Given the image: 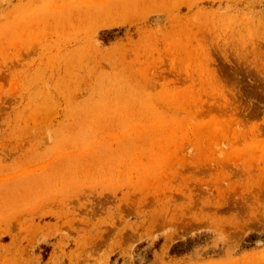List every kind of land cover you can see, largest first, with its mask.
Listing matches in <instances>:
<instances>
[{"label": "rangeland", "instance_id": "obj_1", "mask_svg": "<svg viewBox=\"0 0 264 264\" xmlns=\"http://www.w3.org/2000/svg\"><path fill=\"white\" fill-rule=\"evenodd\" d=\"M0 264H264V0H0Z\"/></svg>", "mask_w": 264, "mask_h": 264}]
</instances>
